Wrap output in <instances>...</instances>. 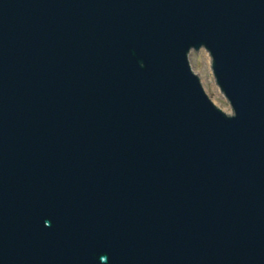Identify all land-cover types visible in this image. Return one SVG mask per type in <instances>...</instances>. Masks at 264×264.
Returning <instances> with one entry per match:
<instances>
[{
    "label": "water",
    "instance_id": "1",
    "mask_svg": "<svg viewBox=\"0 0 264 264\" xmlns=\"http://www.w3.org/2000/svg\"><path fill=\"white\" fill-rule=\"evenodd\" d=\"M0 264H264V0H0Z\"/></svg>",
    "mask_w": 264,
    "mask_h": 264
},
{
    "label": "rangeland",
    "instance_id": "2",
    "mask_svg": "<svg viewBox=\"0 0 264 264\" xmlns=\"http://www.w3.org/2000/svg\"><path fill=\"white\" fill-rule=\"evenodd\" d=\"M188 61L192 71L198 76L202 88L211 101L221 110L229 113V106L213 80L207 52L204 49L190 51Z\"/></svg>",
    "mask_w": 264,
    "mask_h": 264
}]
</instances>
